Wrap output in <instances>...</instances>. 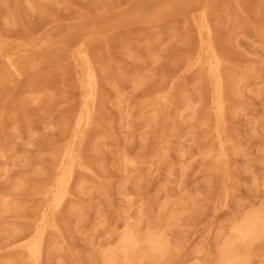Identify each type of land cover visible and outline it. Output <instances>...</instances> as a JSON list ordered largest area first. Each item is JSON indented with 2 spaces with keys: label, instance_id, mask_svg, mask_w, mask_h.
Returning <instances> with one entry per match:
<instances>
[{
  "label": "rangeland",
  "instance_id": "374dc122",
  "mask_svg": "<svg viewBox=\"0 0 264 264\" xmlns=\"http://www.w3.org/2000/svg\"><path fill=\"white\" fill-rule=\"evenodd\" d=\"M29 1L0 0V44L18 50L26 68L11 75L0 58V201L9 202L0 212V264L28 262L10 244L33 230L47 206L44 190L59 175L80 105V40L99 76L79 150L89 173L75 171L41 264H102L125 218L134 223L139 212L143 234L166 229L158 264H220L231 226L264 204V0ZM200 8L225 61L220 128L211 79L193 62L200 39L191 18ZM123 158L136 164L125 167ZM241 264H264V237Z\"/></svg>",
  "mask_w": 264,
  "mask_h": 264
},
{
  "label": "bare ground",
  "instance_id": "6f19581e",
  "mask_svg": "<svg viewBox=\"0 0 264 264\" xmlns=\"http://www.w3.org/2000/svg\"><path fill=\"white\" fill-rule=\"evenodd\" d=\"M26 3L30 4V1L26 0ZM191 19L193 26L195 27V30L197 32V35L200 39V48L197 47V49L199 48V50L195 58L196 60L193 62H195V65H197L196 67H198V65L202 66L201 68L205 67V69L207 70V75L211 79L213 86V100L211 103V108L213 113L217 117L216 128L217 127L220 128L223 125L225 119V117L223 119L224 111L227 110L224 109L226 108L225 107L226 105H224V99L226 101V97H225L226 95L224 94L225 93L224 89L225 88L227 89V87H224L225 84L224 78L227 77H222L223 72L220 73L221 71L220 69L222 70L224 69V67L221 68L224 60L223 61L221 60L217 52L218 48L215 47V43L213 39V31L209 24L207 10L205 8L198 9L197 12L194 13ZM258 36L260 37L259 34ZM260 42L262 43L263 41L260 40ZM73 55L75 58V67L78 70L77 82L79 89L80 105H79L77 117L74 122V128L71 131L70 137H68L69 138L68 143L62 153V158L58 165L59 175L55 179L53 185L44 190L43 194L47 200V206L44 208V210L41 211L33 230L30 232V234L18 236L10 244L13 247L21 249L26 253L28 257L27 264H41V259L43 255V246L46 235L48 232L57 230L55 211L69 197V187L73 180L75 171L81 170L83 172L89 173V169L85 167L81 162V156L79 150L85 138L86 130L90 126L91 121L95 115V109L98 101L99 76L94 66L91 55L88 49L86 48V43L84 40H80L77 42V44L73 49ZM18 56H19L18 50H16L12 54H8L7 49L0 44V58L5 59V64L9 70V73L11 75L23 76L25 74L26 68L24 65L21 64L18 65L16 61ZM21 66H22V70H21ZM224 66L226 67L225 64ZM242 73L239 78H235L236 76H239L236 73L237 75L234 77L238 81L236 83L243 82L241 78V76H243ZM246 74L247 73L245 72V75L243 77L244 79H247L249 76H251V74H249V76L247 75L248 77L245 78ZM204 75L207 76L206 74ZM205 80L206 77L204 81ZM230 80L231 81L233 80L235 82V80L232 78H230ZM250 80H252V78ZM233 81H232V86L236 87L234 86L235 83L233 84ZM4 85H6L5 81L1 80L0 86H4ZM163 100H164L163 104L164 103L168 104L167 97L166 98L164 97ZM165 108L170 109L167 107ZM187 108L189 107H186V109ZM199 120H201V118ZM223 127H225V125ZM217 145L219 149L222 151L224 141L220 137V135H218L217 137ZM5 154L6 153L3 152L1 153L2 156H5ZM206 155L207 157L210 158L209 156L210 152H207ZM135 164L136 163L133 160H128L125 158H123L122 160V165L125 167H133ZM81 185L80 187H82ZM21 187L22 184L20 183L16 184L17 189ZM8 210H9V202H7L6 199L2 198L0 201V212L3 214ZM142 213L143 212H139L137 214L134 223H130L125 218L126 221L124 224L123 231L121 232L116 244L111 248H108L107 250L102 252L101 254L102 264H145V263L147 264V261L151 262V264H158V261L163 259L167 250V245L169 243L165 238L166 234L163 233V231L166 232V229L163 230L162 228L161 230L163 231H160V230H152L147 228L146 232L143 234V232H140L141 229L144 227V222H143V227H141ZM166 218H167L166 222H170L168 221V219L170 218L168 216ZM167 225H169L170 227L171 224H167ZM163 226L165 227V225ZM230 230H231V237L225 240L219 248L220 264H241L247 262L249 260L252 245L255 242L259 241L262 237H264V204L259 209L244 216L239 222L233 224ZM16 231L17 229L14 228L11 230V233H15ZM240 248L243 249V253H244L243 255L240 254Z\"/></svg>",
  "mask_w": 264,
  "mask_h": 264
}]
</instances>
